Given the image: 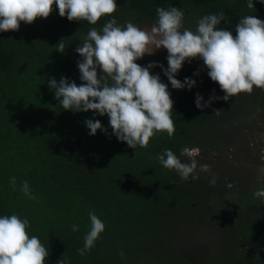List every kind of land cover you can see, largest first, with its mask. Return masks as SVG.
Segmentation results:
<instances>
[{"label": "trees", "instance_id": "1", "mask_svg": "<svg viewBox=\"0 0 264 264\" xmlns=\"http://www.w3.org/2000/svg\"><path fill=\"white\" fill-rule=\"evenodd\" d=\"M247 2L116 0V12L95 25L69 21L53 6L46 19L0 32V216L29 220V236H38L49 252L45 264H264V198L253 195L264 182L249 177L235 159L227 160L242 133L250 132L255 141L253 132L264 128V89L254 86L251 94L212 99L225 93L202 60L186 61L175 76L181 82L195 80L191 90L173 89L163 69L152 68L168 85L176 130L172 137L160 132L147 147L132 149L112 133L107 115L64 110L48 84L61 77L82 83L77 65L82 57L75 48L90 28L100 29L110 19L151 30L156 8L174 6L184 12L183 28L195 31L198 19L224 12L216 27L235 35L240 18L264 20V2L253 0L254 8ZM61 39L63 53L57 51ZM167 55L163 49L136 63L167 68ZM197 93L202 103L211 100L203 110L196 107ZM88 119L100 120L107 131L89 135ZM186 147L199 149L196 179H181L156 159L170 149L187 161L180 155ZM220 152L224 155L217 157ZM250 159L258 162V157ZM203 164L210 166L208 172L200 171ZM13 176L15 189L9 182ZM24 181L35 200L19 191ZM89 211L104 222L105 230L90 252L80 256ZM74 224L78 231L72 230Z\"/></svg>", "mask_w": 264, "mask_h": 264}, {"label": "clouds", "instance_id": "2", "mask_svg": "<svg viewBox=\"0 0 264 264\" xmlns=\"http://www.w3.org/2000/svg\"><path fill=\"white\" fill-rule=\"evenodd\" d=\"M53 6L61 17L66 16L69 21L85 20L91 25L115 13L118 7L116 0H0V32L18 31L21 22L31 24L37 18L46 19ZM247 7L254 8L253 0H248ZM156 13L150 32L131 21L120 25L115 18L100 29L90 28L75 48L82 57L77 61L82 83L78 86L65 77L59 82L55 78L48 81L64 110H91L100 116L107 115L112 133L132 149L147 147L150 139L160 132L172 137L176 130L171 116L174 102L168 85L158 74H152V68L161 67L173 89L191 90L195 80L186 77L181 82L175 76L186 61L202 60L210 79L225 93L212 99L227 101L240 93L251 94L254 86L264 89V20L254 15L244 16L236 24L233 35L232 31L216 27L224 20V12L198 19L195 31L183 28L184 12L180 8L157 7ZM57 45V51L63 53L62 39ZM149 45H154L156 50H167V68L156 62L147 66L136 63L146 54H153L148 51ZM202 101L203 97L197 93V108L203 110L211 103V100ZM221 110H215L214 114ZM85 124L89 135L94 136L98 130L107 131L98 119H88ZM198 154V148L186 147L180 155L188 160L182 161L172 150L165 149L156 159L164 168L175 170L181 179L190 176L196 179L193 173L198 167ZM199 168L203 172L210 170L207 164ZM9 182L15 189L16 177H11ZM210 183H216L215 176ZM227 187L233 185L229 183ZM19 191L29 200L36 199L27 181ZM253 195L264 198V188L257 189ZM88 217L90 225L84 245L77 249L80 256L90 252L105 230L104 222L93 211H89ZM29 226V220L17 214L0 216V264H45L49 252L38 236H29ZM72 230L78 231L79 226L74 224ZM120 256L123 258L124 253Z\"/></svg>", "mask_w": 264, "mask_h": 264}, {"label": "rangeland", "instance_id": "3", "mask_svg": "<svg viewBox=\"0 0 264 264\" xmlns=\"http://www.w3.org/2000/svg\"><path fill=\"white\" fill-rule=\"evenodd\" d=\"M145 31L150 32L149 29H144ZM164 48L155 49L154 45H149L148 51L149 53H154L160 50H163ZM264 126V123L263 125ZM250 132H246L245 134L242 133L240 137H238L235 142L232 144V150L229 152V155L227 156L228 161H232L235 159L234 163L242 166L240 168L241 170H245V173L248 174V176L255 178V180H258L259 182H264V128L262 131H259L257 134L256 132H253V135L255 136V141L250 136ZM243 143V144H242ZM240 148H243L241 150ZM238 151V153H241L239 156H235V152ZM224 155L223 152L217 153V157ZM258 157V162L256 159H250L251 157ZM254 162V163H253ZM212 170L213 166L211 165Z\"/></svg>", "mask_w": 264, "mask_h": 264}]
</instances>
